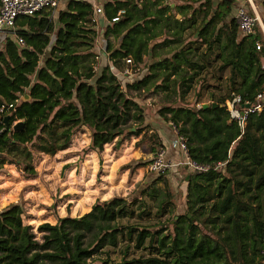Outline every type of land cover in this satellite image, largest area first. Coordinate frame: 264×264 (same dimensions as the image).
<instances>
[{
  "label": "trees",
  "instance_id": "obj_1",
  "mask_svg": "<svg viewBox=\"0 0 264 264\" xmlns=\"http://www.w3.org/2000/svg\"><path fill=\"white\" fill-rule=\"evenodd\" d=\"M253 1L264 25V0ZM242 5L105 0L102 48L90 0L18 21L13 31L24 44L6 37L0 46V106L14 104L0 114V171L16 164L35 177L40 156L68 148L81 128L93 149L140 137L155 156L160 133L145 124L146 108L130 91L161 95L158 116L185 138L189 158L209 168L186 173L185 207L173 216L165 174L131 198L96 201L36 231L24 206L11 204L0 210V264H264V98L243 126L226 108L233 95L241 110L264 97V33L256 23L253 34H241L233 9ZM149 53L147 73L124 84L118 75L136 71Z\"/></svg>",
  "mask_w": 264,
  "mask_h": 264
},
{
  "label": "rangeland",
  "instance_id": "obj_2",
  "mask_svg": "<svg viewBox=\"0 0 264 264\" xmlns=\"http://www.w3.org/2000/svg\"><path fill=\"white\" fill-rule=\"evenodd\" d=\"M68 1H62L55 12L64 10ZM90 1L96 6L105 0ZM213 1L214 3L218 2V0ZM251 1L255 7L253 8L249 3L252 13L256 11L262 22L260 6L253 0ZM242 2V6L246 9L244 0ZM239 8L233 9V16H236ZM54 20L56 21L55 18ZM56 26L58 27L59 24L57 23ZM101 29L97 28L98 36L96 44L99 48L103 47L104 42L103 31ZM261 29L263 31L262 27ZM6 37L5 33L0 35V46ZM55 38L56 34L53 33L50 36V47L54 43ZM47 51L48 49L45 48V51L40 56L41 61ZM104 58V55H100L99 61L104 62ZM153 60V57L149 53L144 57L143 65L137 68L136 71L130 69L128 73L119 74V79L125 84L127 80L131 81L145 75L147 73V68H145L146 63ZM130 93L141 100L148 116L152 115L150 113L152 110L153 115H156L158 108L163 104L161 95H153L147 92L138 93L135 91H130ZM188 100L189 102H193V96L189 95ZM148 118L151 119L150 117ZM130 130H133V128ZM90 134L88 128H81L73 135L68 149L54 156L41 155L40 160L37 162V174L35 177L26 175L16 164L5 165L0 171V210L11 204H22L25 210V223L31 224L34 227L33 230L36 231L37 226L43 222L55 224L58 218L64 216L74 217L83 215L96 201L107 200L113 196L131 198L144 185L150 182L153 177L158 176L150 174L146 170V166L154 157L153 154L151 157L147 154L150 152L147 143L140 144L136 140L133 144L134 146L129 151H126L127 158L128 153L137 156L136 151L139 152V155L144 153V156H138V159L133 161H130V159L128 161L116 162L121 157L123 151H125V149L122 150V146H125V143L132 142L133 138L124 140V144L121 146H116L115 142L106 144L100 151L91 147V140H87ZM137 139H140V137ZM177 152L180 154L177 158L178 161H172L166 156L168 161L173 164H181L170 167L165 173L169 178L174 195L175 209H173L172 216L184 210L185 192L187 189L185 175L192 172L188 166L185 169L186 164L182 165L185 161V156L181 152ZM149 157L150 159H148ZM138 167H143L140 173L137 172Z\"/></svg>",
  "mask_w": 264,
  "mask_h": 264
},
{
  "label": "built area",
  "instance_id": "obj_3",
  "mask_svg": "<svg viewBox=\"0 0 264 264\" xmlns=\"http://www.w3.org/2000/svg\"><path fill=\"white\" fill-rule=\"evenodd\" d=\"M63 0H0V35L5 33L6 36L13 35L18 21L22 17H31L36 16L42 11H51L52 14L55 13V10L58 8L60 3ZM95 15L93 21L96 24V28H100L105 23H107L104 14L102 4L94 5ZM124 10H118L117 14L111 18L110 23L117 22L119 18L124 14ZM237 23L239 30L242 35L248 36L254 33L255 25L258 23L262 26L261 19L256 11L253 13L248 12L243 6H241L236 13ZM264 31V30H263ZM17 41L20 44H24L23 40L20 37H16ZM257 49H260V44L257 43ZM130 63V60H127ZM129 70L125 72L128 73ZM263 96L259 94L256 98V102L254 105L247 104L244 109H240L238 105L241 103V98L238 95H233L232 98L226 100V108L229 111L232 118L238 121L240 126H243L246 120V117L249 112L261 111L262 105L261 101L263 100ZM13 103H4L0 106V114L9 112L11 108H13ZM200 106V104H198ZM173 132L175 133V138L170 143V148L173 150H177L181 152L185 156V161L182 165L186 164L192 172H203L206 171L209 166L200 164L196 161H193L189 158L187 153V145L185 138L181 135H178L176 130L173 128ZM181 165L173 164L168 161L166 158V153L164 149L158 152L146 166L147 172L150 174L161 175L165 174L167 170L172 166ZM225 163L219 162L216 168L224 166Z\"/></svg>",
  "mask_w": 264,
  "mask_h": 264
},
{
  "label": "crops",
  "instance_id": "obj_4",
  "mask_svg": "<svg viewBox=\"0 0 264 264\" xmlns=\"http://www.w3.org/2000/svg\"><path fill=\"white\" fill-rule=\"evenodd\" d=\"M64 1V0H63ZM249 3H250V5H252V7L253 8H255L254 6H253V4H252V1L251 0H247ZM237 2L238 3H243L242 2V0H237ZM244 2H245V0H244ZM103 3V2H102ZM101 3V4H102ZM262 28H263V30H264V25H263V23H262V26H261ZM8 38H12V39H16V37L15 36H13V35H8ZM17 40V39H16ZM101 60H102V58H101ZM152 115L151 116H148V113H146L145 114V124H152L153 125V127L160 133V136H161V139H162V142H163V149H164V151H165V153H166V156H168V158L169 159H171L172 161H178L177 160V158H178V156L180 155L177 151H175V150H173V149H171L170 148V143L173 141V139L175 138V133L173 132V130H172V128H171V126H169V125H166V124H164L163 122H162V120H161V118L158 116V113L156 114V115H153V110L150 112ZM148 117H150L151 119H149ZM157 127V128H156ZM88 141L90 140V137H89V139H87ZM133 141L131 142H129V143H125L126 145L124 146L123 144L124 143H122L121 145H123L122 146V150L123 149H125V151H123V153H122V155H121V157L119 158V159H117L116 160V162H118V161H128V160H130V161H133V160H135V159H138V156H140V157H142V156H144V153H141L140 155H139V152L138 151H136V154H137V156H133L132 155V153H128V158L126 157V151H129V149H131L132 148V146H134L133 144H134V142L137 140H139V139H137V138H133L132 139ZM120 145V146H121ZM69 147H70V145H69ZM68 147V148H69ZM68 148H66V149H68ZM136 148V147H135ZM66 149H64V150H62V152L63 151H65ZM135 150V149H134ZM133 150V151H134ZM132 151V152H133ZM59 152H61V151H59ZM58 152V153H59ZM57 154V153H56ZM55 154V155H56ZM148 155H150V157H151V155H152V153H147ZM148 155H146V156H148ZM150 157L148 158V159H150ZM75 166H76V164H74ZM142 168L143 167H138V169H137V172L138 173H140L141 171H142ZM185 169H186V166H185ZM126 171H128V169H126ZM136 172V173H137ZM103 200H106V199H103ZM89 210H91V208L90 209H88L87 210V212L89 211ZM86 212V213H87Z\"/></svg>",
  "mask_w": 264,
  "mask_h": 264
},
{
  "label": "water",
  "instance_id": "obj_5",
  "mask_svg": "<svg viewBox=\"0 0 264 264\" xmlns=\"http://www.w3.org/2000/svg\"><path fill=\"white\" fill-rule=\"evenodd\" d=\"M22 99H29V96H28V95H24V96H22ZM208 106H209L208 103H204V104H203V107H204V108H206V107H208ZM211 106H212V107H216V106H218V104L214 102V103H211ZM220 106H222V105H220ZM7 119H8V118L5 117V118H4V121L7 122ZM21 124H22L21 122L16 123V124L13 126V129H17L18 126L21 125ZM187 179H188V176L186 177V180H187Z\"/></svg>",
  "mask_w": 264,
  "mask_h": 264
}]
</instances>
